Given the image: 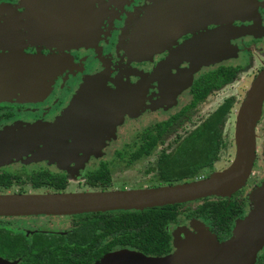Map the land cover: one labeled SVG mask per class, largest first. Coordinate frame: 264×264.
<instances>
[{"label": "flooded vegetation", "instance_id": "af4514ba", "mask_svg": "<svg viewBox=\"0 0 264 264\" xmlns=\"http://www.w3.org/2000/svg\"><path fill=\"white\" fill-rule=\"evenodd\" d=\"M262 71L264 0H0V179L11 181L0 195L149 190L221 172L236 158L238 115ZM254 136L251 192L211 197L242 202L228 233L192 215L202 200L177 204L164 256L193 220L223 243L252 211L249 196L264 184V99ZM117 212L0 217L23 220L0 222L19 248L0 257L99 264L139 252L107 248L112 239L90 224ZM254 264H264V248Z\"/></svg>", "mask_w": 264, "mask_h": 264}, {"label": "water", "instance_id": "95a60500", "mask_svg": "<svg viewBox=\"0 0 264 264\" xmlns=\"http://www.w3.org/2000/svg\"><path fill=\"white\" fill-rule=\"evenodd\" d=\"M263 99L264 71L255 81L238 115L234 162L206 179L149 190L0 195V217L143 210L207 197L229 198L245 184L250 174L255 157L254 128L260 117ZM257 198L256 207L244 219L236 222L233 234L226 242H218L203 223L193 220L190 223L191 231L179 228L174 231V251L168 256L146 257L139 252L124 250L107 255L99 264H253L257 249L261 248V239H264V189ZM181 237H185V240ZM0 264L16 262L0 257Z\"/></svg>", "mask_w": 264, "mask_h": 264}, {"label": "trees", "instance_id": "16d2710c", "mask_svg": "<svg viewBox=\"0 0 264 264\" xmlns=\"http://www.w3.org/2000/svg\"><path fill=\"white\" fill-rule=\"evenodd\" d=\"M58 182V187L63 186ZM103 181L90 180L91 185H97ZM35 184H39L35 180ZM51 183V182H47ZM11 181L8 179H0V185L9 186ZM53 184V183H52ZM211 197L202 200L193 216L201 217L207 220L209 224L215 227V231L219 236H225L233 219H235L243 208L242 202L233 197L229 200H214ZM196 200V201H200ZM182 204V203H181ZM180 205H166L163 207H154L143 210H127L117 213L96 214L94 218L97 226L90 223L93 227L102 230V234L108 240L112 239V243L107 244L110 248L116 244L131 246L137 251L154 257H162L171 252V237L165 230L166 225L176 223L180 215ZM9 232L0 229V256L6 259L16 258L19 252L18 242ZM98 244H96L97 246ZM107 249L95 252L88 250V255L95 254L99 257ZM16 254V255H14Z\"/></svg>", "mask_w": 264, "mask_h": 264}, {"label": "rangeland", "instance_id": "374dc122", "mask_svg": "<svg viewBox=\"0 0 264 264\" xmlns=\"http://www.w3.org/2000/svg\"><path fill=\"white\" fill-rule=\"evenodd\" d=\"M262 181V179H259V182ZM79 185V187H76V188H81L82 187V181H74L73 183H76ZM251 183V182H250ZM249 183V185L247 184H244V187H245V193H250L251 191V184ZM18 188V186H14L13 188L5 191V193L9 194V193H12L13 191H15L16 189ZM264 189V184H262L260 187H256L255 190L252 195L249 196L250 200L252 201L253 203V207H252V210L256 207V204L258 202V198L257 196L260 194V192ZM251 213V212H250ZM1 224H5V225H9V226H13L14 228H16V226L18 225H21L23 220L21 219H12L10 221H7V220H4L2 219L1 221ZM263 237H264V231H263ZM261 243L259 246L261 248L257 249V254H256V257L258 255V253L264 248V239H261ZM255 257V258H256ZM255 262V261H254ZM254 264V263H253Z\"/></svg>", "mask_w": 264, "mask_h": 264}]
</instances>
